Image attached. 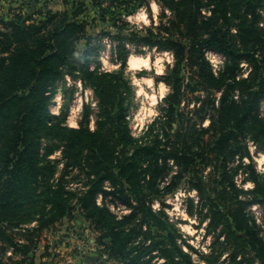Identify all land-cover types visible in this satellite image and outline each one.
<instances>
[{
	"label": "trees",
	"instance_id": "obj_1",
	"mask_svg": "<svg viewBox=\"0 0 264 264\" xmlns=\"http://www.w3.org/2000/svg\"><path fill=\"white\" fill-rule=\"evenodd\" d=\"M160 1L173 18L162 20L157 32L147 28L142 33L127 20L140 8L150 9L149 0H72L71 12L39 10L36 14L44 17L39 21L32 16L0 18V264H30L43 233L74 217L76 198L109 259L145 264L149 257L146 263L152 264L157 254L164 264H196L168 214L154 210L153 195L174 193L185 174L192 175L189 183L210 226H222L228 240H238L239 232L261 239L250 224L248 207L264 206L262 176L252 166L245 170L257 195L245 201L235 180L241 166L232 170L230 164L249 155L248 141L264 151V0ZM88 2L104 10V20L118 16L116 32H102L95 45L88 22L81 19ZM105 37L119 70H92ZM83 40L88 44L78 56ZM129 44L174 57V67L162 77L171 92L143 137L145 143L133 136L127 120ZM207 51L227 58L217 74ZM244 63L250 67L247 75ZM189 69L190 76H183ZM78 72L99 99L97 130L84 123L71 127L67 111L60 115L50 110L55 85ZM189 93L203 96L192 105L186 102ZM89 115L86 110V122ZM161 127L162 133L156 131ZM129 146L134 149L127 156ZM60 147L67 171L84 170L88 176V188L79 196L66 189L65 174L54 181L58 165L51 155ZM99 197L105 203L99 204ZM109 197L130 212L114 213L106 204ZM188 202L193 214L195 201ZM154 226L165 237L154 236Z\"/></svg>",
	"mask_w": 264,
	"mask_h": 264
},
{
	"label": "rangeland",
	"instance_id": "obj_2",
	"mask_svg": "<svg viewBox=\"0 0 264 264\" xmlns=\"http://www.w3.org/2000/svg\"><path fill=\"white\" fill-rule=\"evenodd\" d=\"M149 1L150 9L143 7L127 16L132 28L140 30L142 33H146L147 28L155 30L162 20L167 23L170 18H173V13L160 0ZM87 6L86 13L82 15L81 19L88 22L87 31L94 37L92 44L95 45L96 38L102 32H116L114 24L115 17L118 16L111 14L108 20H104V10L99 9L91 2H88ZM73 8L72 0H0V18L18 20V16H22L24 19L32 16L39 21L44 18L36 14L39 10L44 12L69 10L71 12ZM118 12L116 10V13ZM164 13L165 17L162 16ZM261 13L264 16V7L261 8ZM260 23L264 25V18ZM106 38H104L99 51L100 60L92 64V70L116 71L120 68L119 61L113 56V45ZM87 44L85 40L78 44V56L82 55ZM128 49L130 53L124 72L132 92L127 96V102H131L127 120L133 136L142 140L148 135L153 122L161 116L165 97L171 92V88L162 81V77L174 67V57L172 52L159 51L157 48L144 45L138 47L129 44ZM133 56L144 61L140 67L133 68L129 65ZM242 66L245 69V75H247L250 67L246 63ZM190 74V69L189 72L182 73L183 76H190ZM53 90L54 104L50 108L52 113L62 115L67 111L66 121L69 126L79 127L81 123H84L90 129L97 130L100 114L99 99L90 84L86 85L80 72L76 77L67 74L65 79L56 84ZM199 96L203 95L189 93L186 102L190 101L193 105ZM86 110L90 111L88 122L85 119ZM262 113L264 114V103ZM208 123L206 122V124ZM163 129L165 128L161 127L156 131L162 133ZM141 143H145V140H142ZM246 145L249 155L245 156L243 160L237 159L235 162H231L230 166L233 167L232 170L241 166V173L235 177V180L239 189L244 191L241 199L248 201L257 195L253 193L255 184L249 179L245 170L249 171L248 166L254 167L261 174L262 182H264V151L259 150L252 141L246 142ZM133 149L132 146L127 148L129 151L127 156L133 154ZM62 151L63 147H60L51 155V159L56 160L58 165L54 181L57 183L65 174L66 189L74 196H79L88 188V176L84 170L69 169L67 171ZM176 170L175 168L174 172ZM210 171L211 169L208 168L204 174L207 176ZM190 177H192L191 174H185V178L180 181V185L174 193L159 195L160 197L153 195V197L155 198L154 210L162 209L168 214L169 221L178 228V233L183 236L180 239L181 245L192 256L193 261L196 264H264V206L254 204L248 207L250 224L256 228L260 240L257 238L251 240L244 232L238 233L240 237L238 240H228L226 233L222 231V226L218 228L210 226L209 219L205 217L206 212H201L200 197L198 192L191 187ZM189 198L195 201V207L192 209L193 214H190L187 209ZM98 202L99 204L105 203L101 197L98 198ZM161 202H164V205ZM72 204L74 205V217L72 219L64 218L53 229L43 233L41 241L31 253L30 264H121L116 260L109 259L104 253V247L98 241L100 234L83 215L77 198ZM106 204L119 216L130 212L128 208L111 197L107 199ZM141 222L139 221V224ZM143 227L144 230H150L147 224H143ZM152 232L154 236L162 234L165 237L166 235L165 231L156 226L153 227ZM260 241L263 245L260 244ZM184 242L190 244L193 249L188 248ZM148 260L149 257L145 259V264H150L146 263ZM164 263L165 260L157 254L152 260V264Z\"/></svg>",
	"mask_w": 264,
	"mask_h": 264
},
{
	"label": "built area",
	"instance_id": "obj_3",
	"mask_svg": "<svg viewBox=\"0 0 264 264\" xmlns=\"http://www.w3.org/2000/svg\"><path fill=\"white\" fill-rule=\"evenodd\" d=\"M206 57L210 61L216 74L224 68L227 62V58L222 53L216 51H207Z\"/></svg>",
	"mask_w": 264,
	"mask_h": 264
},
{
	"label": "bare ground",
	"instance_id": "obj_4",
	"mask_svg": "<svg viewBox=\"0 0 264 264\" xmlns=\"http://www.w3.org/2000/svg\"><path fill=\"white\" fill-rule=\"evenodd\" d=\"M144 61H142L141 58H137L136 56L131 57L129 61V65L133 68H138L143 64Z\"/></svg>",
	"mask_w": 264,
	"mask_h": 264
},
{
	"label": "clouds",
	"instance_id": "obj_5",
	"mask_svg": "<svg viewBox=\"0 0 264 264\" xmlns=\"http://www.w3.org/2000/svg\"><path fill=\"white\" fill-rule=\"evenodd\" d=\"M155 7V5H153Z\"/></svg>",
	"mask_w": 264,
	"mask_h": 264
}]
</instances>
